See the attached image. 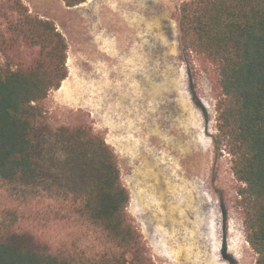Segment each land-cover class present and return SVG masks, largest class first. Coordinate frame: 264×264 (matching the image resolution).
Segmentation results:
<instances>
[{
	"label": "trees",
	"instance_id": "16d2710c",
	"mask_svg": "<svg viewBox=\"0 0 264 264\" xmlns=\"http://www.w3.org/2000/svg\"><path fill=\"white\" fill-rule=\"evenodd\" d=\"M176 23L183 59L214 67V151L231 156L246 240L264 264V0L182 1ZM66 49L52 21L0 0V183L45 204L37 229L17 230L3 211L0 264H154L111 147L88 123L52 125L41 106L67 76Z\"/></svg>",
	"mask_w": 264,
	"mask_h": 264
},
{
	"label": "rangeland",
	"instance_id": "374dc122",
	"mask_svg": "<svg viewBox=\"0 0 264 264\" xmlns=\"http://www.w3.org/2000/svg\"><path fill=\"white\" fill-rule=\"evenodd\" d=\"M182 1L22 0L67 44V76L41 106L52 125L88 123L111 147L154 264H256L231 156L214 151V67L179 50ZM44 206L0 183V217L13 212L17 230L37 229Z\"/></svg>",
	"mask_w": 264,
	"mask_h": 264
}]
</instances>
